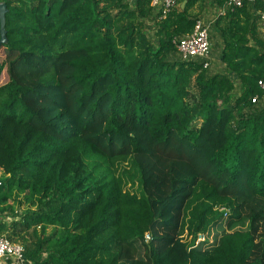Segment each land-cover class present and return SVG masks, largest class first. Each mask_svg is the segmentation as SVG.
I'll return each mask as SVG.
<instances>
[{"label":"trees","instance_id":"trees-1","mask_svg":"<svg viewBox=\"0 0 264 264\" xmlns=\"http://www.w3.org/2000/svg\"><path fill=\"white\" fill-rule=\"evenodd\" d=\"M2 2L0 213L23 209L0 236L30 264H264V41L233 29L216 72L173 41L196 0L164 18L149 0Z\"/></svg>","mask_w":264,"mask_h":264},{"label":"crops","instance_id":"crops-1","mask_svg":"<svg viewBox=\"0 0 264 264\" xmlns=\"http://www.w3.org/2000/svg\"><path fill=\"white\" fill-rule=\"evenodd\" d=\"M226 1L222 6L216 7V5H214V0H196L195 5L191 8L193 13L199 14L200 19L198 20H201L207 25L209 33L212 32L211 35L209 34L211 46L209 56L212 70L216 72L226 71V64L221 61V55L226 51L224 49L227 42L233 38V29L238 35L247 33L250 44L256 47L259 46L260 40L264 41V24L260 17L264 11L263 2L254 1L258 3L256 8H252L251 6L247 7V14L253 17L252 21L248 22V18L245 16L244 12H241V14L236 17L228 16V12L234 10L228 8ZM249 12H251V14ZM253 20H255L256 24L255 29H253ZM231 75L234 77L235 83L239 85L240 80L237 75L233 73H231ZM0 264L10 263L4 259H0Z\"/></svg>","mask_w":264,"mask_h":264},{"label":"built area","instance_id":"built-area-1","mask_svg":"<svg viewBox=\"0 0 264 264\" xmlns=\"http://www.w3.org/2000/svg\"><path fill=\"white\" fill-rule=\"evenodd\" d=\"M151 5L162 11L161 18L166 17L175 7L178 6V0H149ZM246 1H262L264 0H227L226 4L229 9L235 10ZM261 21L264 24V11L261 14ZM178 52L185 60L194 58H205L210 53V39L207 25L201 20H197L192 32L182 38H174ZM209 63H205V67ZM259 86L263 91L264 98V78L259 81ZM262 97L256 95L254 101L261 100ZM0 259L6 260L10 264H30L25 257V246L20 242H14L7 236H0Z\"/></svg>","mask_w":264,"mask_h":264},{"label":"rangeland","instance_id":"rangeland-1","mask_svg":"<svg viewBox=\"0 0 264 264\" xmlns=\"http://www.w3.org/2000/svg\"><path fill=\"white\" fill-rule=\"evenodd\" d=\"M214 48H215V47H214ZM210 49H211V48H210ZM1 57H4V52H2V51H0V58H1ZM28 61H30V62H34L35 59H28ZM26 71H27V70H26ZM26 71H25V72H26ZM26 75L28 76V78H30V79L32 78L30 72L26 73ZM8 81H9V74H8V72H7L6 70H4V71L2 72V74H1V76H0V86L3 85V84H6ZM200 123H201V119H198V120H197V126H200ZM5 176H6L5 173H4L2 170H0V179H1V178H4ZM129 187H130V184H129ZM133 189H134V188H131V187H130V190H133ZM11 204L14 205V209H16V213H13V214H11L10 212H5V213H3V214L0 213V220L2 219L3 221L9 223L11 220H13V219H15V218H18V214H20V213L22 212L23 205L20 206V205L16 204L15 202H14V203H11ZM51 230H52L51 228H48V231H51ZM184 238H186V239L189 240L191 237L187 235V232H185V234H184ZM206 238H207V236H206L205 234L200 233V234H198L196 240H197V242H198V241H200V240H205ZM208 239L213 240V231H211V234L209 235ZM20 243H22V242L20 241ZM22 244H23V243H22Z\"/></svg>","mask_w":264,"mask_h":264},{"label":"water","instance_id":"water-1","mask_svg":"<svg viewBox=\"0 0 264 264\" xmlns=\"http://www.w3.org/2000/svg\"><path fill=\"white\" fill-rule=\"evenodd\" d=\"M186 2H184L182 5H184ZM6 11L7 7L4 2L0 3V34H1V42L6 41Z\"/></svg>","mask_w":264,"mask_h":264}]
</instances>
